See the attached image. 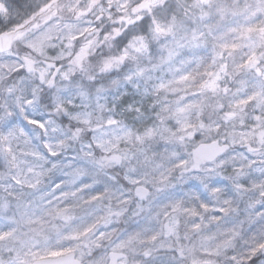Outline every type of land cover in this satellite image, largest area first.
<instances>
[{
    "label": "clouds",
    "instance_id": "9594fccd",
    "mask_svg": "<svg viewBox=\"0 0 264 264\" xmlns=\"http://www.w3.org/2000/svg\"><path fill=\"white\" fill-rule=\"evenodd\" d=\"M0 264H264V0H0Z\"/></svg>",
    "mask_w": 264,
    "mask_h": 264
},
{
    "label": "snow or ice",
    "instance_id": "6c2138e0",
    "mask_svg": "<svg viewBox=\"0 0 264 264\" xmlns=\"http://www.w3.org/2000/svg\"><path fill=\"white\" fill-rule=\"evenodd\" d=\"M30 124H34V125H37L39 127H43V125L40 123L39 120H30L29 121ZM203 206V205H202ZM220 211H223V209H220Z\"/></svg>",
    "mask_w": 264,
    "mask_h": 264
}]
</instances>
